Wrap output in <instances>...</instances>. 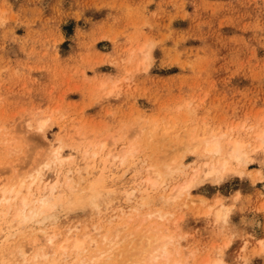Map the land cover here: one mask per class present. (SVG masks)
<instances>
[{
	"label": "rangeland",
	"instance_id": "obj_1",
	"mask_svg": "<svg viewBox=\"0 0 264 264\" xmlns=\"http://www.w3.org/2000/svg\"><path fill=\"white\" fill-rule=\"evenodd\" d=\"M37 118L48 119L40 136L27 128L28 124L36 127ZM261 118L264 0H0V181L11 179L12 172L26 176L38 165L43 182L56 184L54 192L70 194L61 175L71 167H81L90 186L94 180L103 183L95 194L98 208L88 207L86 200L56 203L54 220L28 223L23 228L27 237L41 226L49 234L57 231L60 239L69 228L79 225L81 233L91 230L99 219L107 223L115 210L134 212L121 191L138 183L145 166L177 161L174 165L180 164L182 173H173L169 180L173 185L183 183L204 161L194 145L211 134H224L222 142L250 143L245 166H235L237 171L219 184L198 181L190 194L167 204L154 192L149 210L145 205L132 214L135 223L126 216L114 219L111 227L123 220L128 223L126 231L137 235L147 228L150 234L154 227L161 233L169 231L182 261L190 258L191 251L197 260L208 254L219 256L225 264H264V248L261 252L256 243L264 241V144L255 150L260 139L253 134L264 130ZM190 129L195 132L189 136ZM96 142L106 144L103 155L134 143L140 145V154L136 147L124 166L107 163L101 171L102 159L94 158V163L86 165L80 152L84 145ZM55 149L68 159L61 166L46 167L43 162ZM71 180L72 188L89 187ZM206 206L210 211L204 210ZM219 206L230 212L215 223L213 215ZM3 209L0 218L5 217ZM158 210L172 217L149 216L148 220L149 214L143 213ZM140 216L144 221H138ZM0 224V264H6L9 259L4 261L1 248L9 252L19 237L5 238L15 230ZM126 231L119 233V239L129 234ZM134 239L124 237L117 251L136 246ZM117 253H111L105 264H119L114 262L117 259L126 264V255L122 259Z\"/></svg>",
	"mask_w": 264,
	"mask_h": 264
},
{
	"label": "bare ground",
	"instance_id": "obj_2",
	"mask_svg": "<svg viewBox=\"0 0 264 264\" xmlns=\"http://www.w3.org/2000/svg\"><path fill=\"white\" fill-rule=\"evenodd\" d=\"M145 52H148V51H145ZM143 55H144V53H143ZM143 60L145 61V59H143ZM144 61H142V62L144 63ZM106 82H104V84ZM101 85H103V83ZM119 88H120V86H119ZM114 89H116V87ZM111 90H110V92H111ZM262 120L264 121V118ZM36 121H37V123H36L37 126L35 125L36 127H34L33 124H28L27 128L32 129L33 132L34 131H36V133L39 132L37 134L39 136L43 135L44 131L48 125L47 124L48 119L47 118H37ZM25 124H26V122H25ZM252 128L255 129L256 127L254 126ZM252 128H250V130H252ZM259 130H260V128L258 129V132L253 133V134L257 133L256 138L260 139L259 140L260 143L257 144L258 146H255V150L257 149V147H258V149L261 148L260 147L261 143L264 144V130L262 129V130H260V132H259ZM151 131H153V130H151ZM193 131L194 130L192 129L190 131L191 133L189 132L188 135L189 134L192 135V133L195 132V131L194 132ZM230 132H232V131H230ZM223 137H224V134H220V135L211 134V136L209 138L207 137L203 140H201V138H200L201 141H198L197 144L194 145L195 146L194 149H198L197 153L199 154L200 157H202L204 159L203 163H201L202 167H196L194 169V171L192 172L191 176H189L186 180L184 179L185 181L183 183L173 185L171 183V181L169 180L170 176L173 173H176V172L182 173V170H181L182 166L180 168V164L174 165V163H176L177 161H175L173 164H170V165L167 164L168 162L163 163L165 165H162L160 167H158L157 165L151 166L149 163L147 166H145L143 168L144 174L143 175L140 174L138 176V179H137L138 183L135 186L132 184L134 187L129 186L128 189L124 188L123 192L121 191L122 198H123L124 202H126L127 204L128 203L133 204V206L132 205L131 206L135 210L134 212L129 211L130 213H127L124 211L125 209L124 210L123 209L115 210V212L113 211V213L106 219L108 221L107 223H105V219H99V223L97 225L92 226L91 230L81 232V233L77 232L78 231L77 227L79 225L77 227L69 228L67 230V232L64 234L65 236L63 238H60V239H59L60 234H58L57 231H56V234L55 233L49 234L48 232L43 230L44 228H42L41 226H39L41 228L39 231L32 232L30 234V236L27 237L26 234H23V228L26 225H28V223H32L33 225H35V224L41 225L46 220H52V219L54 220V217H53L54 213H52V212H53V209L55 208V204L57 203V205H61L67 199L73 200L76 202H80L78 200H84V201L86 200L88 202V207L94 206L95 208H98V206L96 204V195L95 194H96V191L98 189L102 188L103 183H100V182L94 180L93 184L91 182L92 185L90 186V184H89L90 181L88 179L86 180L85 174L81 173V170H80L81 167L79 169L75 168V167H71V168L67 169V171H65V173H63V172H62L63 174L61 173L62 174L61 177L64 180L63 182L66 184V186L65 185H63V186H65L67 189L70 190V194H68V193L64 194V191H58L57 190L58 192H54L55 185H56L55 183L54 184H47V183L43 182L42 177H41V170L39 169L38 165H37L38 169H36V166H35V168L32 172L30 171L27 173L28 175L26 174V172H24L26 174V176L23 175L22 172H21L22 174L17 175V172L15 170L16 173L12 172L13 174L12 173H11L12 175L10 174L12 177L11 179H9L7 181H0V208L1 207L5 208V210L4 209L2 210V213L4 214L5 217L0 218V223L1 222L4 223L7 226V229H9V230H15V232L13 231L14 233H12V232H10L9 234L7 233L8 235H5L6 236L5 238H8V237L9 238H16L18 236L19 237V243L17 245H15L14 248L12 246H10L13 249L10 250L11 248H9L8 249V250H10L9 252L6 251L4 248H1L2 258L4 259V261L7 258L9 259L8 262L6 261L7 262L6 264H79V263H81V264H84V263L85 264H105V261L108 258L113 256L111 253H113L114 251L117 253L119 251L117 249V247L119 245L123 244V242L125 241L124 237L126 239V238H128V236H134V238H136L138 240L137 241L136 239H134V240H136L137 245L133 246L132 244H129L128 247L127 246L125 247L124 252L121 251V253L120 252L117 253L118 255H119V253L121 254L120 258H122V254H124V256L126 255V257L128 259V260H125L126 264H225L226 261L224 262L219 256L216 258H214V257L210 258V257H208L209 256L208 254H207L208 256L206 255V257L204 259L201 257L202 260H197L199 257L197 256L198 258L196 259V255L194 253H191V251L187 253V255L189 254L188 257H190V258L188 260H186L185 258H182L183 259V261H182L181 257H179L180 256L179 255L180 253L178 252L179 247L177 249L174 247V240L175 239L172 236L173 234L168 235L169 231H168V233H166L165 231H162V233L165 232L167 234V235H163L161 233V230L154 227L155 229L153 228V231H152V228L150 229V234H149V231L147 230L149 228L145 229L148 231V233H146L145 230L143 231L141 229L142 226H138V227L136 226L137 228L140 227L139 229L142 230V232H141L138 229V232L139 231L141 232L140 234H138L139 235V237H138L137 234H134L133 232L130 233V231H132V230L126 231V226L128 225V223L124 222L123 220L122 221L124 223H122V221H121V222L117 223V225H115L116 221L114 222L115 223L114 225L116 228L113 226H112L113 227L112 230L109 228L112 225L111 224L112 221L116 218H122V217L125 218L126 216H129V217H127L128 219H130L129 221L131 222V219H133V222H134V218H132L133 217L132 214L133 213L138 214L136 212H138V211L140 212L139 209H141V207H144L145 205L147 207L146 209L149 210L147 205L153 200L152 198H153V195L155 194L154 192H156V195H157V193H159V195H157V196H159V199L162 201V203L167 204V202L171 199L173 201L174 198H178V197L184 196V195L187 196L190 189H192L198 181L204 182L205 180H211L212 182L219 184V182H221L225 178V176H227L228 174H230L232 172L237 171V169L234 170L235 166L236 167L241 166V165L245 166V164L247 163L248 158H249L248 157V154H249L248 149H249L250 143L249 144L247 142L244 143L243 141L239 142V141L234 140V139H233L234 141H228L227 140L226 142L225 141L222 142L221 139ZM41 139H44V137L42 136ZM253 140L255 142V140H256L255 136H254ZM195 141H197V140H195ZM57 142H59L58 138H57ZM192 142L193 141H189V143L193 144ZM257 142H258V140H257ZM134 144H131L128 146L125 145L126 147L123 149H122V147H120V150L118 149L117 152H115L113 150H109L107 152V150H106L107 153L103 155L104 149L106 148L105 143H97V142L96 143H88L84 146L82 145L83 148H80V152L82 155V160L86 161V165H87V163H91L94 158L102 159V161L100 163V164H103L101 171H105V168L108 167L107 163L109 165H112V163L114 164L115 162H118L120 165H123V163L125 161L127 162V158H129L131 155H133V153L136 154V151L138 149H139V154H140V148L138 147L140 145L137 144L136 147L138 149H136ZM254 144H253V146H254ZM253 146H252V148L250 147L251 148L250 153H252L254 150ZM75 147H74V149H75ZM17 152H19V151H17ZM186 152L188 153L189 151L187 150ZM192 152H194V151H192ZM172 156H174V155H172ZM178 156H179V153H178ZM103 157H105V158H103ZM71 158L72 157H69L70 161H68V163L71 162ZM77 158H79V157H77ZM179 158H180V156H179ZM250 158H251V156H250ZM67 159L68 158H63L60 155V152L58 149H55V150L51 151V156L49 158H47V160H44L45 162H43V164L46 167H49L52 164H54L56 166H58V165L61 166L65 160L67 161ZM109 159H110V161H108ZM97 161H99V160H97ZM131 161H133V160L131 159ZM93 163H94V161H93ZM41 164H40V167H41ZM13 165H14V163H13ZM88 165H90V164H88ZM127 165H130L129 162ZM186 166H188V165H186ZM57 168H59V167H57ZM52 169H53V167H52ZM82 169L84 172H87V170H86V168H84V166L82 167ZM11 171H13V168L10 169V172ZM138 171H140V170H138ZM238 171H240V170H238ZM18 173H20V172L18 171ZM136 173H138V172L136 171L135 174ZM57 174L60 175L59 169H58ZM70 174L73 175V178L77 181L76 185H78V183H85L87 185V183H88L89 187H86V186L83 187L82 186V187H78L76 189L72 188V182L73 181L71 179H73V178H71L69 176ZM86 175H88V174L86 173ZM132 175H134V174H132ZM89 176H91V175H89ZM117 189H116V191H117ZM105 190H107V188H105ZM110 190H108V191H110ZM88 191H93V193L90 192V194H86V192H88ZM72 192L76 193V195L71 194ZM112 192H113V190H112ZM84 193L86 195L82 199L81 194H84ZM186 200L187 199H185V201ZM217 200H218V198H217ZM203 201L204 200H202V202ZM219 201H220V199H219ZM84 203L86 204V202H84ZM214 204H212V205H214ZM186 205H187V203H186ZM212 205H208V206H210V208H211ZM127 207H129V206H127ZM132 207H130V210ZM217 209L218 210L216 211L215 216L213 215L214 219H215V217L217 219L216 221H214L215 223L218 220L224 221L228 217L229 212H230V209L225 207V206H219V208H217ZM204 210L210 211V209L208 207H207V209H204ZM153 212H155V211H153ZM202 212H201V214L204 215V212L203 213ZM143 213L149 214V215L146 214L147 215L146 217H148V220L150 218L149 216H151L152 219L154 217L155 218L157 217L159 219H164L166 217V215L169 216V219H170V217H172V215L167 214V212L164 213L160 210H158L152 214H150L151 211L150 212L147 211V212H143ZM143 213H141V214H143ZM136 216H139V215H135V217ZM143 217L144 216H142L140 219H138V221L139 220L142 221ZM124 218H122V219H124ZM174 219L176 220V217ZM126 221H127V219H126ZM145 221H146V219H145ZM155 222L157 223L156 220H155ZM141 223H139V224H141ZM147 223H148L147 225H149L148 221H147ZM217 223H219V221ZM32 224H31V226H32ZM45 224H46V222H45ZM166 225H167V223H166ZM146 227L147 226H145V228ZM114 228H115V230H114ZM159 228H161V227H159ZM32 229H33V227H32ZM109 229L111 231H115V235H114V232L112 233L110 231V235L111 234L114 235L113 237H112V235H111V237H110V235H107ZM135 229L136 228H134V230ZM161 229L163 230L166 228L162 227ZM83 230L84 229L82 228V231ZM124 230L126 231L127 234L129 232V234L124 236V237L121 234L122 238L120 237V239H119V235H120L119 233L123 232ZM29 231H31V230H29ZM102 231H104V234L101 235L100 233ZM105 231H106V233H105ZM37 233H39V234H37ZM35 234H36V236H35ZM97 236L100 237L99 239L101 241L100 240L98 241L96 239ZM15 241H16V239H15ZM130 241H133V239ZM6 242H8V241H6ZM256 243L257 244L259 243L258 245H260L259 247L261 248V249L260 248L259 249L262 252L263 251L262 248H264V241L259 240ZM176 245H178V244H176ZM224 245L226 246V244H224ZM4 246H8V245H4ZM0 247H1V245H0ZM120 247H118V248H120ZM129 247H131V248H129ZM89 248H93V251H91L92 249L89 250ZM180 249H181V247H180ZM180 249H179V251H180ZM117 254L115 257L118 256ZM200 256H201V254H200ZM124 258L125 257H123L122 259H124ZM0 259H1V257H0ZM110 262H108V264ZM114 262H118L120 264L121 262H124V261L120 262L117 259V261H114ZM106 264H107V262H106Z\"/></svg>",
	"mask_w": 264,
	"mask_h": 264
}]
</instances>
